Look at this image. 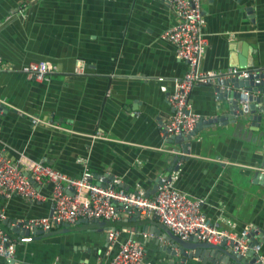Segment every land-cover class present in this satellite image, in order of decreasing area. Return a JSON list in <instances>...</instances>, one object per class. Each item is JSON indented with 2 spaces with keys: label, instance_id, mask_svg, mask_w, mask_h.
Listing matches in <instances>:
<instances>
[{
  "label": "crops",
  "instance_id": "1",
  "mask_svg": "<svg viewBox=\"0 0 264 264\" xmlns=\"http://www.w3.org/2000/svg\"><path fill=\"white\" fill-rule=\"evenodd\" d=\"M201 11L204 67L224 69L245 52L252 64L264 66V0H202ZM176 20L161 0H0V150L11 159L21 153L42 158L70 175L86 164L94 181L149 196L169 179L203 199L201 210L217 227L238 231L255 224L264 258V181L253 177L262 170L264 117L256 125L245 117L201 127L184 152L180 141L160 134L171 111L166 94L185 69L174 45L160 36ZM38 59L52 69L41 79L26 77L20 64ZM220 79L189 92L192 109L203 118L225 109L223 99L216 109ZM30 115L49 124L33 123ZM39 190L41 197L31 200L0 194L5 218L48 214L49 183ZM130 214L122 212L117 220L124 224L114 226L118 240L131 235L142 241V264H214L183 255L166 227L153 225L156 217ZM37 235L11 232L13 255H0V264H96L106 249L114 250L105 227Z\"/></svg>",
  "mask_w": 264,
  "mask_h": 264
},
{
  "label": "built area",
  "instance_id": "2",
  "mask_svg": "<svg viewBox=\"0 0 264 264\" xmlns=\"http://www.w3.org/2000/svg\"><path fill=\"white\" fill-rule=\"evenodd\" d=\"M169 5L177 20L165 27L160 36L170 41L175 54L185 62L184 72L173 81L171 91L166 99L171 111L160 124L161 136L189 132L201 115L195 112L189 101V92L194 85L209 84L216 79L227 77L246 78L254 71L252 67L230 65L224 69L204 67L202 55L207 44L203 29L202 0H161ZM4 62L0 56V69ZM19 69L26 77L41 79L52 69L50 61L38 59L21 63ZM247 90L242 89L238 99H246ZM2 101L0 100V109ZM31 122H44L37 116L30 115ZM97 134H94V136ZM178 153V149H172ZM183 152V151H182ZM45 183L50 185L49 213L40 216H29L24 219H12L11 225L22 229L49 230L69 225L78 219L85 220H117L122 212L130 214L138 211L139 215L154 216L181 239L194 235L200 241L216 244L221 241L230 245L236 253L242 254L248 248L255 256V264H264V258L258 253L260 229L253 223H245L238 231L225 226L217 227L211 223L201 210L203 199L192 197L176 189L169 179L156 185L152 196L137 188L127 190L122 186H114L111 182L99 183L92 179V172L84 164L78 175H70L61 171L42 158L34 159L19 154L11 159L0 150V194L8 196L17 193L29 200L41 197L39 188ZM0 210V218H4ZM119 229L115 226L105 230L109 245L114 250L106 249V257H97L96 264H142L143 243L129 235L118 240ZM143 237L151 236L148 231L140 232ZM251 243V245H249ZM14 240L0 226V255L12 257ZM112 247V246H111Z\"/></svg>",
  "mask_w": 264,
  "mask_h": 264
},
{
  "label": "water",
  "instance_id": "3",
  "mask_svg": "<svg viewBox=\"0 0 264 264\" xmlns=\"http://www.w3.org/2000/svg\"><path fill=\"white\" fill-rule=\"evenodd\" d=\"M229 63L232 65H238L240 67H252L254 68V71L246 78L227 77L221 78L217 81L216 85L214 86V90L216 91V99L218 101L221 99L225 100V109L208 118L200 117L196 121L193 128L185 134L176 133L169 136L170 140L181 142L179 148L183 149V152L185 149L184 147L189 144L191 136L194 135L196 130L200 129L201 127L212 126L215 123L225 124L226 122H241L245 119V117L246 119L250 120L251 124L256 125L257 121H259L261 117H264V66L254 63L252 64L250 60L246 59V52L245 54H242V56L236 54V61H229ZM242 89L247 90L246 99L239 100L238 96ZM218 101L216 104V109L220 108V101ZM1 107L5 109L4 105H1ZM260 166L262 167V170H255L253 172V177L256 178L255 180L262 183L264 181V156ZM130 215V218L134 219L139 216V213L138 211L134 210ZM10 222L11 219H8L7 217L1 218L0 220V226L6 231L8 235H11V232H14L23 234V238L27 237L25 235H28L29 229H22L18 225H11ZM116 224H124V222L118 220L87 221L85 219H78L71 225L68 223H63L59 227L57 226L55 228H50L46 231H42L41 229L37 228L32 229L31 231L33 234H38L37 236H39L64 230L88 227H105L106 230V228L113 227ZM153 225L165 228V226L160 222H154ZM165 229V235L174 241L177 249L181 251L183 255H200L203 256L204 259L208 257V259L211 258V261L214 264H255V256L252 254V250L250 248H248L244 253L239 254L233 251L230 245L224 244L223 241L216 244H210L206 241L198 240L194 235H190L187 239H181L177 235L171 233L169 229ZM249 245H251V243ZM184 248H188L189 251L186 252Z\"/></svg>",
  "mask_w": 264,
  "mask_h": 264
}]
</instances>
